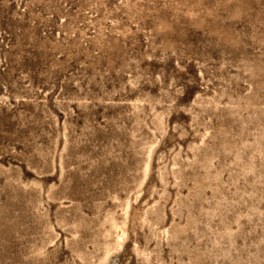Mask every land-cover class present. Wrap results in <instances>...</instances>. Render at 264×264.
<instances>
[{
	"label": "rangeland",
	"instance_id": "1",
	"mask_svg": "<svg viewBox=\"0 0 264 264\" xmlns=\"http://www.w3.org/2000/svg\"><path fill=\"white\" fill-rule=\"evenodd\" d=\"M62 206L127 216L105 264H264V0H0V264H82Z\"/></svg>",
	"mask_w": 264,
	"mask_h": 264
},
{
	"label": "bare ground",
	"instance_id": "2",
	"mask_svg": "<svg viewBox=\"0 0 264 264\" xmlns=\"http://www.w3.org/2000/svg\"><path fill=\"white\" fill-rule=\"evenodd\" d=\"M151 143H153V141H151ZM154 146H155L154 144H151L149 147L146 148V150H147L146 151L147 152L146 153L147 154V158H146V160H144L145 163L142 166V168H143V172L142 173H143L144 176L147 175V173H149L148 171H150L149 170L150 169V159H151L150 155H151V153H153L152 151H153ZM61 150H62V148H61ZM63 150H64V147H63ZM62 152L63 151H61L60 154H58L59 155V159H60L59 162L61 164H63L62 160H63V157H64ZM141 176H142V174H141ZM31 182H32L33 186L39 187V182L38 181L34 180V181H31ZM47 191L50 194L56 193V190H55L53 184L48 186ZM49 193H48V195H49ZM138 193H140V192H138ZM138 193H136V194H138ZM128 200H130V199H128ZM123 205H124V203H123ZM121 206H120V208H121ZM128 207H129V205H128ZM70 209L71 208L69 206H62V208L59 211V213H56L57 214V218L56 219H57V222L59 224L65 223V225L62 224V226H66V225L69 226V229H70L69 232L71 233L70 234L71 239L67 238L68 239L67 242L70 244L71 249L76 251V254L81 259L82 264H105L112 257V253L115 252L116 250H118L121 246H123L122 244L124 242V239L127 238V236H126V221H125V220H127V219H125L127 217L126 215H128L127 214V208H124V210H123L124 215L126 217L122 218V219L117 218L116 216H114L113 215L114 213L112 212L113 213L112 214L111 211L109 213L108 212L105 213L106 215L104 214L105 215V217H104L105 220L103 219L104 220L103 224L99 225L97 228H94V230L92 229L93 232L90 233L91 236L89 235L91 241L93 242L94 246L96 247V251L95 252H91V253L88 252V251H85L84 247L82 245H80L81 242H79V236H78L80 230L77 228L76 223L74 221H72L73 215L69 214ZM108 210L109 209H107V211ZM105 212H106V210H105ZM40 213L44 217L47 216V210L44 207H43V209L41 210ZM70 220H71V222H70ZM47 225H49V223ZM49 228H48V232H49ZM148 257H149L148 254H146V253L143 254V258L144 259H148Z\"/></svg>",
	"mask_w": 264,
	"mask_h": 264
}]
</instances>
